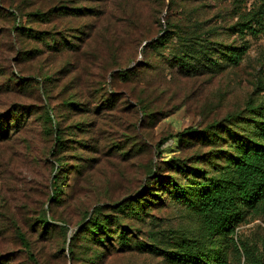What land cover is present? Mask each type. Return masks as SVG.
Segmentation results:
<instances>
[{"label":"rangeland","instance_id":"1","mask_svg":"<svg viewBox=\"0 0 264 264\" xmlns=\"http://www.w3.org/2000/svg\"><path fill=\"white\" fill-rule=\"evenodd\" d=\"M257 1L79 0L78 7L94 9L96 15L71 21L87 36L84 54L68 58L51 56L43 45L17 36L12 30L14 20L0 0V114L21 105L31 115L19 134L0 141L1 264H70L71 255L76 264H172L139 246L126 251L107 248L95 257L93 246L79 238L70 242V238L89 220L95 207L109 213L108 206L142 192L149 169L157 176H169L160 160L171 155L166 151L172 140L160 146L162 158L155 150L167 135L221 119L241 109L254 94L258 62L264 55V34L240 39L226 29L236 21L235 13ZM220 15L222 19H218ZM188 21H195L194 28L209 34L210 39L236 45L245 42L249 49L236 67L183 77L146 44L163 36L162 31L169 27L165 22L176 29L191 30ZM31 49L37 53L18 55ZM132 68L128 79L117 77L118 71ZM46 75L53 77V84L41 82ZM104 90L114 96V104L100 118L103 123L96 120L100 122L97 137L101 150L95 154L90 150L94 142L91 134L66 130L80 116H65L63 104L75 97L91 109L103 98ZM137 101L148 114L141 112ZM46 108L53 112L55 126L64 133L62 149L55 148L53 137L43 131ZM93 120L88 116L89 123ZM107 138L116 149L107 150L102 145ZM81 140L89 148L75 144ZM77 155L83 160H77ZM57 160L62 164L60 171H56ZM78 163L80 168L76 169ZM52 173L65 175L64 201L58 204H49ZM154 190L160 203L146 207L141 221L125 220L132 241L140 245L155 241L159 247H170L174 237L195 236L197 219L185 208L172 204L166 192H158V185ZM42 211L46 218L56 220H50L55 225L51 234L39 238L29 226ZM63 223L67 226L65 235L56 228ZM22 238L32 241L30 251L25 250ZM234 240L242 249L238 254L228 248L230 264H264V213L241 224ZM244 248L249 249L248 261L242 255Z\"/></svg>","mask_w":264,"mask_h":264},{"label":"trees","instance_id":"2","mask_svg":"<svg viewBox=\"0 0 264 264\" xmlns=\"http://www.w3.org/2000/svg\"><path fill=\"white\" fill-rule=\"evenodd\" d=\"M78 1L2 0L14 20L12 30L17 36L27 37L43 45L50 50L51 56L58 54L68 58L84 54L82 50L87 36L84 30L73 27L71 21L74 17L96 15L94 9L78 7ZM235 14L236 21L226 29L228 32L233 31L240 39L246 35L257 38L264 34V0H258L243 12ZM219 18L222 19L221 15ZM165 24L169 27L162 31L163 36L146 45L163 56L162 60L183 77L216 74L227 67H236L249 49L245 42L236 45L235 42L225 44L210 39L209 34L204 35L194 28L197 24L195 21H188L191 30L176 29L169 22ZM41 25H45V28L42 29ZM33 49L18 52V55L37 53ZM133 70L118 71L117 77L126 80ZM20 81L26 82L23 79ZM41 82L53 84V77L43 76ZM102 93L103 98L91 109H88L89 104L75 101V97L68 98L63 104L65 116H80L66 130L91 134L89 136L94 142L90 150L95 154L101 150L98 147L97 135H100V131L97 132V125L103 123L101 119L112 110L114 104L112 94L108 95L105 90ZM136 105L144 115L148 114L139 101ZM30 116L29 111L21 105L0 114V141L19 134L29 122ZM88 116L94 119L93 122L87 121ZM97 118L99 123H96ZM42 123L46 124L43 131L53 137L55 148L62 149L66 142L64 133L55 126L54 114L48 108L43 112ZM170 140L172 146L166 152L171 155L160 160L169 176H157L149 169L147 184L142 192L133 199L108 206L109 213L103 207H95L89 220L77 229L70 242L78 238L87 242L95 248L92 253L95 257H100L99 251L103 249L126 251L139 246L148 252L162 255L172 264H230L227 259L228 248L238 254L241 248L234 240L236 229L247 219L264 213V55L258 62L254 94L244 101L241 109L202 127H190L167 135L155 145L156 153L160 154L159 159L163 156L160 146ZM84 143L85 140H81L75 144L83 149L89 148ZM102 145L107 150L116 149L109 138ZM77 160L83 159L78 156ZM61 166L57 160L56 171H60ZM79 168L80 165L76 167ZM63 177L52 173L49 180V204L64 201L62 191L66 187L63 185ZM155 185L161 188L158 192H166L172 204L185 208L197 219L199 228L195 236L174 237L170 247H159L155 241L150 245L132 241L129 236L132 232L125 220L141 221L146 207L160 203L154 190ZM51 219L56 220L54 217L46 218L45 211H42L29 227L33 228V233L39 238L47 237L55 228ZM56 228L64 235L67 232L64 223ZM22 240L25 250L30 251L32 241ZM248 251L245 248L242 251L247 261ZM70 264H76L72 255Z\"/></svg>","mask_w":264,"mask_h":264}]
</instances>
